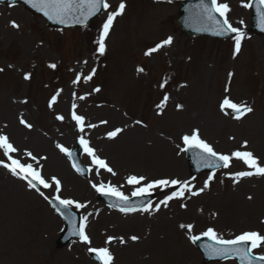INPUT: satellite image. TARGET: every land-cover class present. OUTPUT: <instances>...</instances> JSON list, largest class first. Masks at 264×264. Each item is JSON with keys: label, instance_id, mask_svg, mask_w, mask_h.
<instances>
[{"label": "rangeland", "instance_id": "1", "mask_svg": "<svg viewBox=\"0 0 264 264\" xmlns=\"http://www.w3.org/2000/svg\"><path fill=\"white\" fill-rule=\"evenodd\" d=\"M218 1L228 5L229 23L243 33L235 55V37L224 42L181 34L173 24L174 0H107L110 8L87 27L60 30L48 28L21 5L0 4V135L17 149L10 155L32 163L49 182L56 177L62 183L59 193L53 185L43 189L45 195L85 201L92 212L101 203L91 185L100 179L132 189L135 186L127 183L132 175L144 176L143 183L176 176L193 191L208 181L199 195L187 198L191 194L187 192L184 199L159 210L155 205L162 201L163 190H157L148 212L127 218L104 213L96 220L90 215L91 244L74 241L56 249L62 220L41 196L0 165V264H96L87 256L90 246L111 250L116 255L113 264H205L189 238L204 228L220 237L248 231L264 235V175L234 178V173L254 170L233 157L228 168L192 177L181 152L182 137L198 130L217 153L249 151L264 166V36L249 32L250 11L243 6L248 0ZM121 2L126 7L114 19L101 55L97 40L102 24L107 12ZM12 22L19 27L13 28ZM169 37L170 44L146 55ZM88 75L92 78L85 80ZM195 92L200 94L198 105ZM52 96L56 101L49 107ZM165 96L163 108H157ZM225 97L246 103L253 111L240 119L226 115L220 110ZM71 110L84 117L83 132L72 124ZM58 115L64 119H56ZM21 118L32 127L21 124ZM117 128L122 131L108 138L107 133ZM77 137L106 158L115 175L95 169L88 178L77 175L57 147L70 148ZM245 141L247 146L242 147ZM0 161L7 162L2 151ZM84 163L92 168L87 158ZM79 210L87 216L84 208ZM181 224L194 228L189 232ZM111 233L123 235L125 244L119 239L114 246L106 243ZM134 234L138 239L130 242L128 237ZM256 253L264 254V247ZM164 255H171V260L162 261ZM230 263L236 264H206Z\"/></svg>", "mask_w": 264, "mask_h": 264}, {"label": "snow or ice", "instance_id": "2", "mask_svg": "<svg viewBox=\"0 0 264 264\" xmlns=\"http://www.w3.org/2000/svg\"><path fill=\"white\" fill-rule=\"evenodd\" d=\"M25 3H30L31 7L35 8L37 11L43 13L45 17L49 20L55 21L59 24H68L69 22L75 24H84L86 21L89 20L90 17L95 16L101 9L107 11L110 8L109 3L107 0H25ZM259 5L258 11L260 12V24L262 30H264V0H257ZM244 7H251V2L245 3ZM126 5L121 2L119 6L113 10L107 12V18L102 24V29L99 32V37L97 40L98 48L97 51L103 55L106 49L105 40L109 35V31L113 25V21L117 16H120ZM200 7L203 10V14L206 17V20L211 22L214 26V34L222 35L228 32L235 33V52L238 53L241 47V40L243 38V33L238 29L233 27L227 17L226 13L229 11V7L225 3H219L218 0H211L210 5L204 4L203 0H201ZM218 14L220 17L223 18L222 21L217 20L216 15ZM11 26L13 28H18L15 22H12ZM172 42V38L169 37L164 40L161 44H157L155 48L149 50L147 54H151L152 52L157 51L163 45L170 44ZM49 67L55 68V64H50ZM139 71H143V69H138ZM2 71V69H0ZM233 73L229 72L228 76L229 79L232 77ZM25 79H29V75L25 74ZM92 77L88 75L84 77L85 80H90ZM81 79L80 76H77V81ZM163 86V85H161ZM227 91V88L225 89ZM99 91V89H96ZM83 99V97H80ZM168 100V97L165 96L164 100L157 105V108H163L164 103ZM56 101V96L51 98L49 103V107H52L53 103ZM177 107H181V105H177ZM75 108V105H73ZM220 110L226 115H232L235 119H240L247 113H251L253 111L252 107L248 106L246 103H234L228 97H225L221 104ZM230 110V111H229ZM56 119L63 120V116H57ZM72 119L75 120L76 125L78 126L81 132L84 131V117L77 115L75 112L72 114ZM20 123L23 124L25 127L31 128L32 125L28 124L24 119L21 118ZM106 123V122H102ZM139 123V121H137ZM88 127H95V125H88ZM122 129H115L107 133L108 138H115ZM183 144L185 148L182 149L183 151H188L190 149H199L201 153H204L205 156L201 157L204 160V167H224L228 168L230 166L232 158L239 159L243 161V163L249 168L254 171H240L237 173L232 174L234 178H242L251 175H264V166H261L258 162V158L254 157L252 152L249 151H234L231 155H223L219 154L210 144L200 138L199 131L193 130L190 135H184L182 137ZM79 143L83 147L85 153L92 158V163L95 165L97 170L104 169L109 173L113 172V169L108 166L105 160L100 159L96 154L94 149L89 146L87 140L83 137L80 138ZM247 142H244L242 147H246ZM61 152H64L68 155H71L68 149L64 148L61 145H57ZM0 151H2L3 156L7 158L9 161L5 163L0 161V165H2L5 169H7L13 176H17L21 179H24L28 182V186L31 188H35L37 185H41L43 188L47 189L55 185V190L57 193L60 192L61 183L59 179L56 177L51 178V182L46 180L39 168L33 167L32 163H24L21 162L20 159L13 158L11 153H15L17 149L9 142V138L5 135H0ZM28 157L32 160H36L37 158L32 155V153H26ZM73 168L76 169L77 172L81 171L79 167L75 163H73ZM212 176L208 177V180H211ZM146 178L144 176H129L127 178V183L129 185H133L134 191L132 192V196H144L151 194L152 190L160 188H168L169 186H178V191H173L170 195L166 196V198L160 201L159 204L155 205V210H159L161 204L167 206L168 202L174 198H182L185 195V192H190L191 195L196 196L199 195L200 192H203L205 188L208 187V181H205L204 187L199 189L198 191H193L192 188L189 186L187 182H182L177 179H155L148 181L147 183H143ZM92 187L98 192L106 196L115 197L119 201V210L124 213L135 211L136 209L130 206H124L128 204L129 197L126 196L122 191L111 184H104L101 183L99 185L93 184ZM43 195V193H41ZM47 199V197H45ZM55 200L58 202V211L61 209H70L75 207L77 209L84 208L85 205L78 203L71 199H61L59 195L55 197ZM185 205H181L184 207ZM153 206L148 204L143 208V211L148 212L152 209ZM70 216V214H69ZM88 217L84 216L80 218L79 229L77 230L75 227L73 228V235H78L80 240L85 244H91L90 238L85 233V226ZM181 228H187L190 232L193 228L191 224L189 225H180ZM202 236L207 237L209 240L213 241L214 243L208 245V255L210 256H220V257H227L229 255H235L239 257L241 260L245 261L246 264H253V261L259 260L264 264V254L259 256H253L252 252L255 249L264 247V235L255 232V231H248L243 232L240 235L235 236L233 239H223L217 235V233L212 229L208 228L204 231ZM193 243L200 239V236H190L189 237ZM114 237H108L106 243H110ZM133 241L138 239L136 236L131 237ZM123 243V239L120 240ZM247 247H244V246ZM88 251L90 253H95V258L100 261V264H112L113 256L110 253L107 247H100V248H93L89 247Z\"/></svg>", "mask_w": 264, "mask_h": 264}, {"label": "water", "instance_id": "3", "mask_svg": "<svg viewBox=\"0 0 264 264\" xmlns=\"http://www.w3.org/2000/svg\"><path fill=\"white\" fill-rule=\"evenodd\" d=\"M203 3L210 5L209 0H203ZM200 5H201V0L189 2L186 3L185 5L183 4L180 8L177 21L180 23L182 29L185 32L188 33L204 32L211 35H217L214 34V26L212 25V23L206 20V17L204 16L203 10L200 7ZM185 7L191 9L192 14L190 17H187ZM253 9H254V17H253L252 27L255 29L257 27V22L255 17L260 16V12L258 11V6L256 2L253 4ZM214 167L217 166H213L211 168ZM199 168H204V167H199Z\"/></svg>", "mask_w": 264, "mask_h": 264}, {"label": "bare ground", "instance_id": "4", "mask_svg": "<svg viewBox=\"0 0 264 264\" xmlns=\"http://www.w3.org/2000/svg\"><path fill=\"white\" fill-rule=\"evenodd\" d=\"M193 99H194V102L198 105L200 102V94L198 92H195ZM191 108H197V106H192ZM165 147L168 148L167 146H165ZM158 152L162 153V150H160ZM146 162L148 163V160ZM45 216H43V218H45ZM131 221H133V220H131ZM160 224L162 226H165L166 228H169V226H170V224H168V222H164L162 220L160 221ZM164 246H165V244H164ZM182 250L184 251L185 254H187V251H186L184 246H183ZM181 254H183V253H181ZM168 260H171V255H164L162 261H168Z\"/></svg>", "mask_w": 264, "mask_h": 264}]
</instances>
